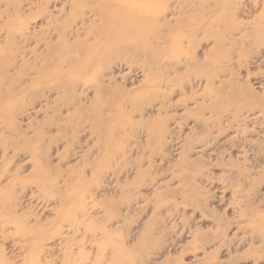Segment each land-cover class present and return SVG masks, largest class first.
<instances>
[{"label":"rangeland","instance_id":"1","mask_svg":"<svg viewBox=\"0 0 264 264\" xmlns=\"http://www.w3.org/2000/svg\"><path fill=\"white\" fill-rule=\"evenodd\" d=\"M49 1L51 8L47 9ZM70 2L39 0L32 5L30 0H0V57L14 59L20 48L28 55L36 47L34 41L14 40L19 32L37 33L36 39H42L39 34L42 29L47 31V22L59 17L60 22L54 25L64 26L67 17L76 20L78 15L74 12L60 14L61 4L65 3L68 8ZM241 2L243 5L237 11ZM230 5L235 9L229 21L240 29V35L253 32L256 22L264 19L262 0H233ZM8 22L15 23L10 32L5 30ZM101 26L99 21L93 24L95 28ZM52 36L49 41L59 40L57 35ZM206 44L204 42L193 51L183 50L181 54L183 58L204 60L213 48L211 42ZM38 50L41 53L44 47L40 46ZM237 53L235 51L233 56ZM222 57L218 56L219 59ZM26 60L34 65L32 55ZM120 62L122 77L127 75L130 67L127 61ZM257 70V67L250 68L255 75ZM261 71L264 72V66ZM198 72L194 64L181 63L172 77L182 79ZM242 72L247 70L239 73ZM12 73L15 76L16 71ZM19 76L27 83L35 77L27 71H20ZM258 76L252 77L249 84L240 80L250 90L264 95V74ZM256 78L263 82V91L252 86ZM142 81L148 82L149 77L144 75ZM125 84V89H132L129 82ZM184 85H187L185 80L183 88ZM175 88L179 90L167 92L172 101L169 108L160 110L161 100H158L152 107L140 105L139 113H134L133 109L142 104L141 98L133 99L134 105H131L121 101L120 95L108 96V101L116 100L118 112L105 105L114 121L100 134L93 133L90 128L83 129L88 126L80 124L84 120H77L75 123L80 124L79 127H70L64 134L52 121L55 113L50 110L53 105H49V101L38 100L29 106L32 102L28 98H11L1 93L2 108H10V114L17 110L22 113L15 121L20 129L6 134L2 131L1 138L2 135L12 137L19 144L17 147H25L22 132L31 138L39 125L51 122L42 133L48 139L59 140L52 146H48L49 142L46 144L49 148L47 157L42 155L45 148L39 146V142L29 145L35 147L38 154L24 153L19 158H14L9 143L5 144V140L0 143V171L2 175L6 171L0 187L13 184L16 193L25 190L31 193L20 204L17 214L0 212L1 256L6 255L12 264H37V261L40 264H264V121L254 124L250 120L261 113L264 118V112L241 108L242 112L235 119L237 95L226 86L219 102L223 109L224 133L213 128L214 125L206 129L197 127L196 120L200 115L195 111L196 104L204 102L203 96L209 95L210 89L199 87L197 92L189 94L182 93L185 90L179 86ZM91 96L96 100L97 94ZM57 98L55 95L53 101ZM3 114L0 116L1 128L6 124ZM159 120L167 123L170 133L163 148L148 138L149 130H154ZM72 136L74 140L70 142L68 138ZM99 137L101 142L107 143L102 146V151L98 147L101 145ZM6 146L8 157L5 158L3 148ZM111 148H115L114 151L125 148L123 157L116 161L98 160L101 152L106 155L113 151ZM88 154L89 158H86ZM128 154L130 158L126 157ZM41 159L46 182L57 177L60 190L69 194L71 206H64L61 199L39 190L34 179L29 178L33 177L36 166L41 165ZM15 165L24 171L17 179L29 178L32 183L14 181ZM57 166L60 168L56 172ZM61 171H66L63 176H60ZM7 192V189L2 190V193ZM84 192L93 196L85 200L87 217L81 216L79 211ZM59 217L67 222L56 221ZM15 219H19L18 224L25 228H17ZM71 219L73 221L68 222ZM39 228L46 235L42 240H34L31 232ZM22 230H26L25 233H21ZM36 252H39L38 256Z\"/></svg>","mask_w":264,"mask_h":264},{"label":"bare ground","instance_id":"2","mask_svg":"<svg viewBox=\"0 0 264 264\" xmlns=\"http://www.w3.org/2000/svg\"><path fill=\"white\" fill-rule=\"evenodd\" d=\"M37 1L39 0H30L29 4L33 5ZM231 2L233 0H71L68 8L65 3H62L60 14L66 11L74 12L78 15L76 20L73 21L67 17L64 26L54 25V23L60 22L59 17L51 23L47 22L45 26L47 31L42 29L39 34L42 39H36L37 33L19 32L16 38L14 36V40L36 43V47L28 53L33 56L34 65L28 64L29 62L26 60L28 55L21 52L23 48H20L14 59L8 60L6 56L0 57V87L2 88L0 102L3 92L5 96L9 95L11 98H28L32 102L29 106L33 105L35 101L45 99L49 101V105H53L50 108L55 113L52 121L56 122L64 134L70 127L76 129L80 124H87L88 126L83 129L90 128L93 133L100 134L114 121V116L105 110V105L112 106L118 112V107L115 106L117 105L116 100L108 101V96L119 97L120 95L119 99L127 103H132L133 99L141 98L142 104L133 109L134 113H139L140 105L152 107L158 100H161L160 110L169 108L172 101L167 92L175 93L179 90V88H175L177 86L185 90L182 93L188 92L189 94L197 92L199 87H205L210 89V93L203 96V103L196 104L195 111H198L200 115V118H195L197 127L201 126L206 129L210 125H214L213 128L217 127L220 133H224L222 128L224 125L223 109L219 106V102L224 96L223 88L226 86H229L231 92L237 95L235 119L238 118L242 110L248 109L249 112H254V109H258L264 112V95L250 90L249 87L241 83L242 80L247 84L252 83V77L264 74L261 71V66H264V51H262L264 19L256 22L257 26L253 32L240 35L238 33L240 29L229 21L235 9L230 5ZM51 3V1L47 3V9L51 8ZM242 5V2L238 4L237 11ZM262 5H264V0H262ZM98 21L102 23V26L93 27V24ZM14 24L6 23L5 30L9 29L10 32ZM223 27L224 30H222ZM53 34L57 35V39H59L55 43L48 40ZM83 36L85 38L81 41L73 43L70 41ZM202 36V40L199 41L198 39ZM53 38L54 36H52V40H54ZM11 42L12 37L9 39V43ZM204 42L207 44L211 42L213 45L204 60H196L194 57L183 58L181 54L183 50L191 49L193 51L195 48L203 46ZM40 46L44 47L41 53L38 50ZM235 51L238 53L234 57ZM173 52H176V55L172 54ZM249 52L254 54L250 56ZM219 55L223 57L219 59ZM120 61H127L130 67L127 75H122V77L120 76L124 73ZM181 63L187 66L194 64L199 72L182 79H175L172 76L177 72ZM134 67L142 71L139 72ZM251 67H257L258 74L251 73ZM243 70H247V72L239 73ZM14 71H16L15 76L12 73ZM20 71H27L35 77L29 79L30 82L27 83L28 81L19 76ZM144 75L145 78L149 77L148 82L142 81ZM120 79L121 81H119ZM183 80L187 82L184 88ZM253 81L256 82L252 86L263 91V82L258 81L257 78ZM127 82L132 89L124 88ZM94 93L97 94L96 100H93L94 98L91 96ZM47 95L49 96L47 97ZM55 95H58V98L54 102ZM49 105H47L46 111ZM241 108L243 109L241 110ZM9 111L10 108H2L0 105V116L4 113L6 122L3 128L0 127V132L4 131L3 134L20 129L19 124L15 121L20 118L22 113L17 110L10 114ZM207 115L209 117L205 118ZM262 116L263 113L250 120L254 124H262L264 121ZM77 120L84 121L77 124L75 123ZM50 125L51 122L39 125L36 129L37 133L31 138L27 137L26 132H22L25 147H17L19 144L14 142L12 137L5 138L3 135L4 139L0 137V143L4 140L5 144L9 143L14 158H19L24 153L32 156L38 154L36 148H31L29 145L31 142H39L41 144L39 146L45 148L44 151L42 150V155L47 157L49 148L46 144L49 142L48 146H52L59 142L57 139H48L42 133ZM169 134L167 123L159 120L156 128L149 130L148 138H152L158 147L163 148L166 146ZM99 138L98 143L101 145L98 147L102 151V146L107 143L101 142L102 138ZM68 140L71 142L74 137H69ZM6 148L7 146L3 148L5 158L8 157ZM125 148H122L121 151H114L115 148L114 150L111 148L113 151L106 155L101 152L98 160H119L123 157ZM66 157L67 154L64 159ZM126 157L130 158L129 154ZM86 158H89V154ZM126 160L129 161V159ZM40 161L41 165L36 166L32 173L33 177H29L34 179L35 187L41 191L44 190L46 194L61 199L60 202L64 206L67 204L71 206L69 194L60 190L57 177L55 180L50 179L46 182L44 163L42 159ZM59 168V166L56 167V172ZM23 172L19 165H15L14 181ZM65 172L61 171L60 176H63ZM5 173L6 171L2 175L0 171V186ZM29 178L17 179V181L32 183ZM12 186L13 184L5 188L0 187L2 196L0 212L6 215L17 214L20 204L24 203L31 194L27 190L18 194ZM4 189H7L8 192L2 193ZM90 198H93L91 193H83V202L79 205L81 216H89L88 203L85 200ZM220 201L222 203L223 199L220 198ZM234 203L236 202L234 201ZM160 216L163 217V214ZM19 219L14 220L17 228H25L18 224ZM20 220L27 221L25 218ZM56 221L67 222L61 217ZM72 221L71 219L68 222ZM25 231L22 230L21 233H25ZM45 235L46 232L40 228L31 232L34 240L35 238L42 240ZM69 240L71 241V239ZM39 252H36L37 256ZM0 264H12L11 259L0 254ZM37 264H40L39 261Z\"/></svg>","mask_w":264,"mask_h":264}]
</instances>
